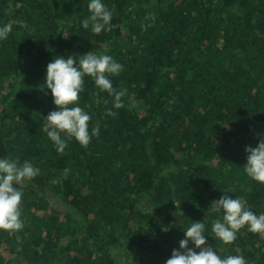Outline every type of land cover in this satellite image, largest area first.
Returning <instances> with one entry per match:
<instances>
[{
  "label": "trees",
  "instance_id": "1",
  "mask_svg": "<svg viewBox=\"0 0 264 264\" xmlns=\"http://www.w3.org/2000/svg\"><path fill=\"white\" fill-rule=\"evenodd\" d=\"M88 3L0 0V26H13L0 157L38 169L17 186L24 227L0 230V264H166L192 222L222 257L264 264V236L245 226L225 245L211 230L224 194L264 213V184L243 171L264 139V0H104L113 19L98 35L81 26ZM90 51L123 65L110 78L124 106L86 77L79 106L99 135L60 154L43 131L57 110L46 66Z\"/></svg>",
  "mask_w": 264,
  "mask_h": 264
},
{
  "label": "clouds",
  "instance_id": "2",
  "mask_svg": "<svg viewBox=\"0 0 264 264\" xmlns=\"http://www.w3.org/2000/svg\"><path fill=\"white\" fill-rule=\"evenodd\" d=\"M90 16L81 21L83 29H91L94 34L107 31L113 19V10L104 0H89ZM13 30L12 24L0 26V41L7 40ZM123 65L112 56L88 52L79 56H55L46 66V88L50 90L57 110L44 118L43 131L53 142L55 150L63 154L68 147L67 140L75 139L82 147H87L91 139L99 135V128H91L92 117L79 106L81 94L85 90V78L94 81L102 92L114 98V108H122L124 91H117L110 77L118 76ZM108 115H116L111 109ZM62 134L65 138H62ZM247 162L243 165L245 175L251 180L264 184V139L255 146H247ZM38 175V169L25 160L22 164L10 158L0 157V230L17 232L24 227L21 219L23 192L17 186ZM213 210L222 212V219L212 221L211 230L215 238L223 244H232L237 232L247 227L252 233L264 236V213L256 215L247 209L238 198L223 195L212 203ZM184 231V239L179 249H173L166 264H247L240 255L222 257L209 245L204 234V222H192ZM193 247H189V245Z\"/></svg>",
  "mask_w": 264,
  "mask_h": 264
}]
</instances>
